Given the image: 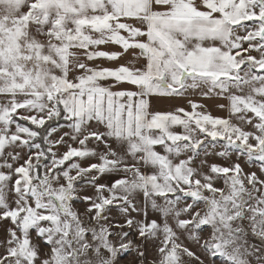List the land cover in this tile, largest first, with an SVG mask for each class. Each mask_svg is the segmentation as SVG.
Wrapping results in <instances>:
<instances>
[{
    "label": "snow or ice",
    "instance_id": "snow-or-ice-1",
    "mask_svg": "<svg viewBox=\"0 0 264 264\" xmlns=\"http://www.w3.org/2000/svg\"><path fill=\"white\" fill-rule=\"evenodd\" d=\"M0 264H264V0H0Z\"/></svg>",
    "mask_w": 264,
    "mask_h": 264
},
{
    "label": "crops",
    "instance_id": "crops-1",
    "mask_svg": "<svg viewBox=\"0 0 264 264\" xmlns=\"http://www.w3.org/2000/svg\"><path fill=\"white\" fill-rule=\"evenodd\" d=\"M203 103H205L210 109H213L214 110V104H215V101L212 100V99H205L202 101ZM162 106H166L167 102L166 101H162Z\"/></svg>",
    "mask_w": 264,
    "mask_h": 264
}]
</instances>
